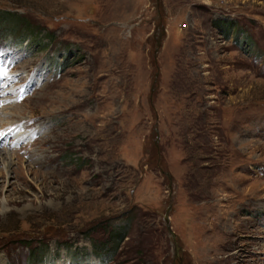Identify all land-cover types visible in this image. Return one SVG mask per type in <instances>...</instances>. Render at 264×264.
I'll list each match as a JSON object with an SVG mask.
<instances>
[{"label":"rangeland","instance_id":"obj_1","mask_svg":"<svg viewBox=\"0 0 264 264\" xmlns=\"http://www.w3.org/2000/svg\"><path fill=\"white\" fill-rule=\"evenodd\" d=\"M0 80V264H264V0H0Z\"/></svg>","mask_w":264,"mask_h":264},{"label":"water","instance_id":"obj_2","mask_svg":"<svg viewBox=\"0 0 264 264\" xmlns=\"http://www.w3.org/2000/svg\"><path fill=\"white\" fill-rule=\"evenodd\" d=\"M170 206L166 209L165 215H164V219H165V224L167 226L168 229H171L170 227V222L168 219V212H169ZM171 235L173 236V243H174V247H175V254L178 255V250H179V246L177 245L176 239H175V233L170 230Z\"/></svg>","mask_w":264,"mask_h":264},{"label":"trees","instance_id":"obj_3","mask_svg":"<svg viewBox=\"0 0 264 264\" xmlns=\"http://www.w3.org/2000/svg\"><path fill=\"white\" fill-rule=\"evenodd\" d=\"M4 14H7L8 16L14 15V14L9 13V12H5ZM15 16H17V14H15ZM121 239H122L121 235L114 236L112 243H114V245L116 246Z\"/></svg>","mask_w":264,"mask_h":264},{"label":"bare ground","instance_id":"obj_4","mask_svg":"<svg viewBox=\"0 0 264 264\" xmlns=\"http://www.w3.org/2000/svg\"><path fill=\"white\" fill-rule=\"evenodd\" d=\"M238 227H240V225H239ZM238 227H237V228H238ZM231 258H232V259L235 258V262H234L235 264L238 263V262H236V260L238 259V254H233ZM238 260H239V259H238Z\"/></svg>","mask_w":264,"mask_h":264}]
</instances>
